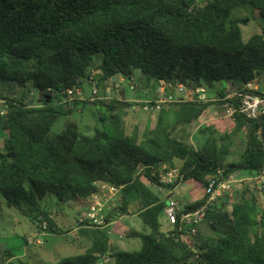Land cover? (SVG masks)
<instances>
[{"label":"trees","instance_id":"obj_1","mask_svg":"<svg viewBox=\"0 0 264 264\" xmlns=\"http://www.w3.org/2000/svg\"><path fill=\"white\" fill-rule=\"evenodd\" d=\"M248 8L264 21V0H0V135H8L0 150V195L38 230L63 236L69 231L58 226L41 200L52 195L65 204L87 201L100 184H108L121 189V198L106 224L133 208L150 230L128 233L142 248L127 252L111 247L98 227L90 248L57 264H97L107 255L112 264H264V207L250 190L232 204L221 198L195 236L177 226L164 228L167 203L155 191H174L189 181L206 186L220 172L227 177L262 170L264 116L226 118L232 135L208 126L201 130L200 148L181 137L210 107L224 103L228 90L209 97L215 83L248 93L247 85L264 82V29L248 42L243 39L247 18L239 13ZM119 76L164 85L173 97L169 85L205 88L208 94L204 100L194 96L161 106L155 126L140 136L138 127L128 132L124 124L125 109L134 104L69 96L86 83L95 90ZM82 105L100 107L101 129L88 136L78 121H68L61 133H53L61 118ZM221 114L225 117L222 109ZM239 132H245V150L231 162L232 136ZM164 167L179 170L182 179L162 183ZM204 200L181 208L194 211ZM80 224L89 227L88 221ZM12 259L16 256L6 250L0 264H28Z\"/></svg>","mask_w":264,"mask_h":264},{"label":"rangeland","instance_id":"obj_2","mask_svg":"<svg viewBox=\"0 0 264 264\" xmlns=\"http://www.w3.org/2000/svg\"><path fill=\"white\" fill-rule=\"evenodd\" d=\"M239 15L243 18H247L241 25L243 39L248 42L250 37L261 32L264 29V21L260 17L258 11L248 8L245 11H241ZM98 73H94L95 80H98ZM98 87L97 100L103 102H109L112 100H120L126 103L134 104L131 108H127L126 115H124V124L128 132H132L136 127L139 128V134L142 136L145 131L155 126L158 114L152 112L143 111L145 104H149L158 98L160 94V87L153 86L152 83H147L139 76H134L128 80L124 77H117L113 81L101 82ZM260 90H264V82L259 86ZM96 90V89H95ZM91 83H86L83 89L75 96L74 99L82 101L92 102L94 98V91ZM228 90L229 93H234L236 88L229 83L219 82L215 83L214 88L209 89V94L216 93L218 91ZM6 95L7 92L5 93ZM176 95V90L174 91ZM180 98L185 100L192 99L190 95H184ZM33 99L38 103V94L33 96ZM138 104V105H136ZM2 102H0V107ZM221 111L220 107L212 108ZM212 112V113H213ZM215 117H221L216 116ZM68 121H78L81 127L82 133L88 136H93L97 129H101L100 122V107L96 105H82L76 109L71 117L61 118L53 127V133H61ZM216 121L214 125L217 134H231L232 124L229 119L223 121ZM214 123V121H213ZM227 125H230V127ZM187 128L186 133L190 132L192 143L196 148H200L204 143L205 133L202 134L201 130L207 128L206 126L200 127L198 131L193 132L192 126ZM203 128V129H202ZM8 135H0V150L4 146L5 139ZM233 138L232 147V161H239L242 153L245 150V132H239ZM181 167V162H177V168ZM170 169L163 170L162 174L169 172ZM243 190H250L260 201V205L264 207V195L257 192L250 184L243 183L241 185H235L234 191L231 195H227L225 202L232 204L237 201L238 194ZM156 194L168 203L169 191H161L156 189ZM205 196V185L198 182H184L179 184L173 191L172 199L178 201L180 207L184 208L187 205L195 204L202 200ZM224 202V201H223ZM118 202L109 201L106 203L102 212V216L106 219L109 212L117 207ZM41 204L44 209L49 211L58 226L66 231L67 234L58 236L54 234H48L45 231L38 230L37 227L30 221L29 218L22 215L19 211L11 209L7 201L0 195V261L4 251L9 250L15 256L16 259H12L15 262L17 259L23 260L28 264H57L62 259L81 255L88 248L92 246L94 238V231L96 227H90L93 229H85L86 232L76 231L77 228L82 227L80 220L86 218L89 207L88 203H71L65 204L60 202L55 196L47 195L41 200ZM113 223V224H112ZM161 223L164 228H167L166 216H161ZM108 227L102 229L110 240V246L118 251L135 252L140 251L142 243L139 239L128 238L127 234L132 231L141 232L144 234H150V230L147 229L139 219L135 209H131L126 215H118L113 222L108 223ZM85 228V227H84ZM207 228V226H205ZM192 245V241L189 240Z\"/></svg>","mask_w":264,"mask_h":264},{"label":"built area","instance_id":"obj_3","mask_svg":"<svg viewBox=\"0 0 264 264\" xmlns=\"http://www.w3.org/2000/svg\"><path fill=\"white\" fill-rule=\"evenodd\" d=\"M202 3L198 5L199 7L204 6ZM246 90H250L248 93L242 92H234L229 93L226 98L222 101L224 103L221 105V109L225 112V118H229L233 116L235 113L243 114L247 119L256 121L264 116V90H260L258 84H249L246 86ZM169 89L176 90V95L169 96L164 85L160 86V94L157 99L153 102L151 101L149 104H145L143 107V111L152 112L154 114H158L161 106L171 103L177 102L184 95H190L192 97L198 96L201 99L207 98V90L205 88H199L196 91L188 90L184 85H179L177 87H173L169 85ZM260 92L261 94L253 93ZM79 89H73L69 91V96H76L79 94ZM98 90L94 91V98L92 100L97 99ZM234 98L238 99L236 104L229 102ZM6 111H3L2 114H5ZM200 128V124L195 123L192 125L193 132L198 131ZM262 132L261 128L258 132L260 136V140H262ZM167 168L164 167L163 170ZM182 179L179 170L170 169L169 172L162 174V183L164 184H174L177 180ZM243 183L250 184L253 189H255L260 194L264 195V165L260 172L251 174L249 172L238 171L229 176H223V172L219 173V177H209L207 185L205 186V200L203 204L196 210L186 212L184 209L180 207L178 201L171 198L173 191H169V202L167 203L164 215L166 216V221L169 226L178 227L179 232H184L185 230L192 236L197 234V230L199 226H201L206 219L207 213L210 209L221 199L226 197L227 195H231L234 191L235 185H241ZM161 191H166L164 189H160ZM121 189L110 186L108 184H100L99 190L96 195L89 199V208L88 214L86 218L81 219V222H89V227H96L105 229L109 225L106 224L105 218L102 216V212L105 208V205L109 201L118 202L120 201ZM113 258L109 255L104 256L100 259L97 264H112Z\"/></svg>","mask_w":264,"mask_h":264},{"label":"crops","instance_id":"obj_4","mask_svg":"<svg viewBox=\"0 0 264 264\" xmlns=\"http://www.w3.org/2000/svg\"><path fill=\"white\" fill-rule=\"evenodd\" d=\"M209 95H211V94H209ZM212 108H215L214 106L213 107H210L209 109H208V111H207V113L202 117V119L198 122V124H200V127H204V126H206V127H208V126H213L214 127V125L213 124H215L216 123V121L218 120V121H220V120H223V121H225V120H227L222 114H221V111H217V110H215L214 112H213V110H212ZM213 112V113H212ZM213 114L214 115H218V116H221V117H215L214 118V116H213ZM213 121H214V123H213ZM222 121V122H223ZM230 127V125H227V127ZM190 127V126H189ZM189 127H187L189 130H190V128ZM203 129V128H202ZM183 139H185L186 141H188V142H190V140H192V137H191V135H190V132H188V133H184L182 136H181ZM205 138V137H204ZM192 144V143H191ZM79 203H83V204H85V203H88L89 204V200H87V201H79ZM88 208L89 207H87L86 208V210L88 211ZM113 224V223H112ZM85 226H83V227H79V228H77L76 229V231H80V232H86V230L85 229H93V228H90V227H85ZM94 230V229H93Z\"/></svg>","mask_w":264,"mask_h":264},{"label":"water","instance_id":"obj_5","mask_svg":"<svg viewBox=\"0 0 264 264\" xmlns=\"http://www.w3.org/2000/svg\"><path fill=\"white\" fill-rule=\"evenodd\" d=\"M97 88H98V86H97ZM209 97H210V98H213V97H214V95H213V94H211ZM30 104H31V105H33V102H31Z\"/></svg>","mask_w":264,"mask_h":264}]
</instances>
